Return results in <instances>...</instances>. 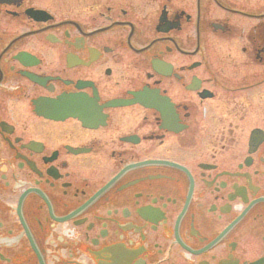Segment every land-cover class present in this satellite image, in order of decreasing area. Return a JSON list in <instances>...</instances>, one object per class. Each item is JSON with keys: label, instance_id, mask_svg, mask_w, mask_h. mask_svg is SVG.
Returning <instances> with one entry per match:
<instances>
[{"label": "flooded vegetation", "instance_id": "obj_1", "mask_svg": "<svg viewBox=\"0 0 264 264\" xmlns=\"http://www.w3.org/2000/svg\"><path fill=\"white\" fill-rule=\"evenodd\" d=\"M0 264H264V0H0Z\"/></svg>", "mask_w": 264, "mask_h": 264}, {"label": "water", "instance_id": "obj_2", "mask_svg": "<svg viewBox=\"0 0 264 264\" xmlns=\"http://www.w3.org/2000/svg\"><path fill=\"white\" fill-rule=\"evenodd\" d=\"M31 15L34 16V17H38L39 13L38 12H34V13H31Z\"/></svg>", "mask_w": 264, "mask_h": 264}]
</instances>
